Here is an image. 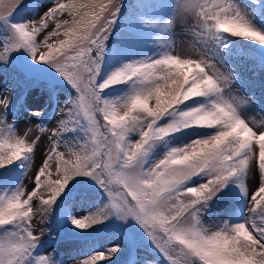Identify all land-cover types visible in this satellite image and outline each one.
I'll return each instance as SVG.
<instances>
[{
  "label": "snow or ice",
  "instance_id": "1",
  "mask_svg": "<svg viewBox=\"0 0 264 264\" xmlns=\"http://www.w3.org/2000/svg\"><path fill=\"white\" fill-rule=\"evenodd\" d=\"M20 3L0 0V20ZM119 6V0H53L38 18L12 24V39L0 47V60L24 47L33 60L54 66L78 93L66 110L68 118L50 131V147L46 154L41 151L33 186L0 197V227L15 226L0 232V264H24L43 231L39 228L37 234L33 217L38 215L41 223L45 210L41 205L50 206L80 175L93 177L108 197L99 210L70 217L80 229L106 220L111 207L121 219L133 218L169 264H264V228L226 221L205 224L200 219L202 202L236 175L243 178L241 191L250 210H264V122L241 118L234 106L240 101L230 91L219 95L227 88V77L198 48L196 58H182L173 50L156 59L126 63L97 83L101 52ZM176 9L178 15L194 17L196 34L223 32L264 45V32L225 0H176ZM124 82L132 84L126 97L101 98V90ZM213 94L216 98L207 104L176 110L182 103ZM6 105L7 96L0 95V109ZM172 115L175 119L160 123ZM189 127L211 131L169 149L150 167L141 166L154 142ZM75 128L83 131L84 139L72 146L63 142L66 152L60 151L61 134ZM30 131L18 135L9 128L0 133V168L35 152L40 136L29 141ZM132 133L137 135L134 140L128 139ZM202 173L207 177L203 183L185 184ZM45 189L46 198L41 195ZM119 249V244L112 245L77 264H99ZM36 264H45V258H37Z\"/></svg>",
  "mask_w": 264,
  "mask_h": 264
},
{
  "label": "rangeland",
  "instance_id": "2",
  "mask_svg": "<svg viewBox=\"0 0 264 264\" xmlns=\"http://www.w3.org/2000/svg\"><path fill=\"white\" fill-rule=\"evenodd\" d=\"M66 2V0H62ZM125 1L119 0L121 6H125ZM132 3L129 9L121 7L120 18L129 17L130 24L136 23L144 33L151 39V45L148 48L147 54L143 53L135 56L129 54L124 56L121 66L110 65L106 73L98 77L97 83H101L105 77H108L116 69L121 68L126 63H133L138 61H147L156 59L165 52L175 50L182 58L184 56H191L196 58V48L205 53V59L211 60L212 64L220 69L222 74L227 77V88L223 90L220 96H227L229 91L231 95L237 98L240 102L234 106L237 114L241 118L248 121L264 122V45L258 42L251 41L245 38L233 36L231 34L218 32L214 36H204L193 32L195 27V19L191 15H178L176 9V0H129ZM225 3L230 5L232 9L239 14L256 30L264 32V0H225ZM53 4V0H21L20 5L13 11L7 18L0 20V47L5 45L13 37L12 24L24 23L32 21L40 16L47 8ZM143 4V8L140 7ZM143 9V10H142ZM63 17L68 18L67 13L62 14ZM54 27V25H53ZM61 36L60 38H62ZM49 42H52L50 39ZM9 57L16 58L19 62L22 80L17 84V88L22 93V99L18 108V115H13L11 112H5V108L10 104L13 94L17 91L15 87H7V81L3 79L0 74V95L7 96V105L0 109V133H6L7 129L17 131L18 135H23L28 129H31L27 139L29 141L40 136V140L33 154H28L17 163V178H15L11 188L2 192L0 190V197H7L26 185L33 186V176L36 165L40 163V155L43 150L45 154L50 147L48 136L52 128L57 127L61 119L67 118V109L70 103L67 101L63 90L56 91L53 96L49 88L68 87L70 84L50 63L37 62L32 59L29 52L24 48H15L9 51ZM35 65H40V68H35ZM55 74H52L53 72ZM109 73V74H108ZM36 83V85H29V83ZM131 90L128 91V94ZM103 100H117L123 99L121 96L111 95L109 93L103 94ZM216 98V94L208 97H202L203 103L207 104L209 100ZM196 104L191 103L188 107H194ZM187 107V108H188ZM186 109V108H185ZM177 110V109H176ZM170 119H175V116H165L161 119L160 123H167ZM44 128L43 133L37 127ZM251 126V125H250ZM173 139L167 141L164 138L160 141L154 142L152 148L144 157L143 168H148L154 164L158 159L162 158L164 154L171 148L180 147L189 143L198 135H206L211 130H203L198 133L196 128H182ZM137 135L132 134L128 139H136ZM61 147L60 149H62ZM258 151V149H257ZM64 152L66 150L64 149ZM67 157V154L65 156ZM33 164L32 167H30ZM53 177L55 176V168L53 161ZM206 175L199 174L191 177L185 181L187 186L193 184L203 183ZM233 178L230 177L221 188L210 200L202 202L204 207L200 212V219L202 222H208L209 218L213 217L214 211L230 209L231 216L222 215L223 220L229 225L237 223H246L250 228L255 226L261 228L264 225V210L255 209L250 210V201L245 192L241 191L235 195L234 187H232ZM241 187L242 177L238 175ZM75 182L76 188L82 191L101 192L97 181L91 176H76L71 179ZM73 185V184H72ZM105 194V193H104ZM43 196L48 195L44 192ZM57 200V199H56ZM108 201V197H107ZM106 201V203H107ZM39 204V200H35ZM105 203V204H106ZM48 210L45 211L46 218L44 221L39 216L33 217V225L37 229H42L38 240L32 249L31 256L25 259L24 264H36L39 257L45 258V263L49 262L50 257L53 259L52 264H77L81 257L62 259L59 256L58 249L56 254L51 253L50 233L51 230L57 229V225L62 223V219L58 215L56 206L53 203L47 206ZM111 214L108 218L98 226H104L107 230L114 232L122 231L129 236L130 244L125 245V242H119V251H117L110 259H105L100 264H124L119 262L121 258H127L132 254V264H141L139 259L141 257L146 260L156 259L157 261L152 264H169L165 259L164 254L154 245L152 250L140 248L138 245H133V242H141L148 239L145 231L139 224L131 217L121 219L120 214L109 207L107 209ZM84 212L78 209H73L70 216L78 217L84 216ZM97 226V227H98ZM14 229L13 225H6L0 227V232L5 230ZM79 233L78 230H73L72 234ZM114 242L107 244L108 248L115 245ZM94 250L92 253L105 251ZM91 253V254H92ZM52 254V256H50ZM50 256V257H49ZM49 264V263H48Z\"/></svg>",
  "mask_w": 264,
  "mask_h": 264
},
{
  "label": "trees",
  "instance_id": "3",
  "mask_svg": "<svg viewBox=\"0 0 264 264\" xmlns=\"http://www.w3.org/2000/svg\"><path fill=\"white\" fill-rule=\"evenodd\" d=\"M45 1V0H44ZM51 1V0H50ZM125 1L123 4L124 7L129 9L132 5L129 0H123ZM121 7L119 6V11L116 15V18L112 25L110 26V30L108 32L107 38L104 42V48L101 52L100 57V67L99 72L96 77V80L98 77H101L102 74L106 73L108 70V67L110 65H118L121 66L123 62V58L126 55L134 54L135 56H138V54L145 53L147 54L149 46L152 44L150 41L151 39L142 31L140 28H138L136 23H131L129 21V17L124 16L119 19L120 13H121ZM143 8V4L141 6ZM143 10V9H142ZM63 38V37H62ZM7 41L5 42V44ZM19 63H21V60H18L16 58L9 57V52L7 54L6 60H0V74L3 76V79L7 81V87H15L16 92L13 94V97L11 98V102L7 107L5 108V112H11L13 115H18V108L20 101L22 99V93L18 88L17 84L21 82L22 80V71L20 69ZM40 68V65H35V68ZM53 72V71H52ZM52 74H55L54 72ZM109 74V73H108ZM109 77V76H108ZM108 77H105L102 82L107 79ZM29 85H36L34 81L32 83H29ZM52 96L56 91L63 90L65 98L70 103L71 101L78 95L76 89L71 85L68 84V87L62 88V87H56V88H49ZM132 89L131 82H124V83H118L109 87L104 88L100 91V96L103 94H111L121 97H126L128 95V91ZM102 98V97H101ZM191 103L197 104V103H203L202 97L195 98V100H190L185 103H182L181 105L177 106V111H184L185 108L188 107ZM205 104V103H204ZM68 118V117H67ZM65 118V119H67ZM69 128L72 127V124L69 123ZM183 129L180 128L178 131H175L173 133H170L168 136H165L164 139L169 141L174 138L180 131ZM204 129H198L196 128V131L200 134ZM135 134V133H132ZM131 134V135H132ZM84 139V133L81 129L75 128L72 130H69L67 132H64L61 134V147L60 151L66 150V148L63 146L64 144L68 146H72L74 143L78 141H82ZM23 158V157H22ZM21 158V159H22ZM66 158V157H65ZM20 161H13L12 163L6 165L3 168H0V190L2 192L7 191L11 188V185L13 184L15 178H17V163ZM233 183L231 184L232 187H234V196L239 194L241 187H240V181L238 178V175L233 176ZM52 179H55V177L52 176ZM71 180L66 185L65 189L60 193V195L56 198L53 202V206H56V210L58 211V215L62 219V223L57 225V229L51 230L50 233V243H51V253L56 254V251L58 249L59 256H62V259L67 258H77L81 257L82 259L86 258L87 256L91 255V253L94 250H104L108 249L107 244L109 242H114L118 244L119 242H125V245L130 244L129 236L126 235V233H123L122 231L114 232L111 230H107L104 226H98L97 224L91 226L88 229H80L72 224L70 217V212L73 209H78L84 212V214L93 213L97 210H99L103 205H105L107 201V196L104 193L101 192H92V191H82L76 188L75 182ZM47 192V189H45L41 195ZM45 198L47 195L44 196ZM40 203V201H39ZM45 210L41 215L42 220L46 218L45 211L48 210L47 206L41 205ZM225 212L228 213L230 216V211L225 210ZM223 211H214L213 217L209 218V221L203 222L205 224H212L215 222H224V216L225 214ZM227 215V216H228ZM98 226V227H97ZM13 228L15 226L13 225ZM264 228V225L263 227ZM73 230H78L79 233L72 234ZM133 245H138L140 248H144L147 250L153 249V242L149 239H145L141 242H133ZM156 255V259L152 260H146L141 257V264H152V262L157 261V257L161 259L159 255ZM52 256V254L50 255ZM49 256V257H50ZM51 260L49 262H46L45 264H52L53 259L50 257ZM81 259V260H82ZM133 256L132 254L129 255L127 258H121L119 262H123L124 264H132ZM104 261V260H103ZM100 261V262H103ZM99 262V264H100ZM25 263V261H24Z\"/></svg>",
  "mask_w": 264,
  "mask_h": 264
},
{
  "label": "bare ground",
  "instance_id": "4",
  "mask_svg": "<svg viewBox=\"0 0 264 264\" xmlns=\"http://www.w3.org/2000/svg\"><path fill=\"white\" fill-rule=\"evenodd\" d=\"M225 210H227V211H230V216L232 215V211L230 210V209H225ZM225 210H220V211H223V212H225ZM224 215H228V213L227 212H225V214ZM229 216V215H228Z\"/></svg>",
  "mask_w": 264,
  "mask_h": 264
}]
</instances>
